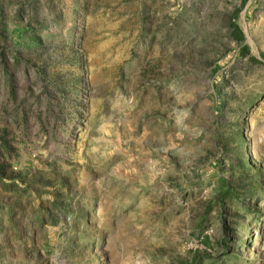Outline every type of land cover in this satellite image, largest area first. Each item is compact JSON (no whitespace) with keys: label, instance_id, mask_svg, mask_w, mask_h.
<instances>
[{"label":"rangeland","instance_id":"obj_1","mask_svg":"<svg viewBox=\"0 0 264 264\" xmlns=\"http://www.w3.org/2000/svg\"><path fill=\"white\" fill-rule=\"evenodd\" d=\"M0 264H264V0H0Z\"/></svg>","mask_w":264,"mask_h":264}]
</instances>
